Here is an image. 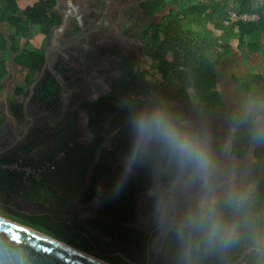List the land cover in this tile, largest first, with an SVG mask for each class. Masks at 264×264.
Masks as SVG:
<instances>
[{"label":"trees","instance_id":"obj_1","mask_svg":"<svg viewBox=\"0 0 264 264\" xmlns=\"http://www.w3.org/2000/svg\"><path fill=\"white\" fill-rule=\"evenodd\" d=\"M20 1L0 0V24L11 26L7 38L0 40V51L9 46L16 54L14 62L27 65L32 75L43 58L26 49L28 41L31 36L40 34L44 25H57L55 18L44 15L54 7L55 1L39 0L25 9L20 8ZM139 7L143 16L151 20L147 27L140 21L137 27L149 31L150 35L142 40L144 52L159 62V77L154 82L148 81L146 78L152 77V73L132 65L125 77L120 76L112 83L114 95L125 102L122 106L104 96L93 102H81L79 110L68 117L63 129L52 137L45 130L36 132L27 145L0 161V186L6 185V190L17 186L18 192L26 198H29V186L38 189V196L49 204L48 215L42 217L63 230L62 240H58L109 264H127L117 253L138 264H145L148 258L149 264H166L161 250L158 254L151 250L147 254L149 237L139 228L140 197L155 189L158 161L149 156L126 171L134 143L133 115L158 106L150 95L162 87H172L177 98L186 104L190 103L192 93L205 114H214L224 106L223 96L217 89L216 69L232 54L230 44L236 41V51L243 61H249L261 52L259 41L264 43V0H141ZM243 16L255 19L243 20ZM193 27L199 30L193 33ZM178 42L183 50L181 66L172 65L169 59H158V47L172 48ZM24 57L29 62L23 61ZM7 75L5 64H0V80ZM25 80L29 83L30 77ZM243 87L249 105L264 104V75L256 74L252 80L244 82ZM53 90L49 80L42 82L43 97ZM16 93V98L23 99L25 87H16ZM167 110L170 114L173 111L171 115L180 122L176 108ZM82 115L91 135L88 143L81 139ZM236 121L230 150L233 157L241 158L251 149L255 151V137L245 116L237 117ZM110 136L111 146H108ZM16 163L35 169L49 164L48 172L40 182L33 181L26 186L22 174L1 168ZM246 184L255 188L258 204H264V178L256 181L249 174ZM99 192L96 218L84 223L74 221L73 225L61 220L60 209L67 198L81 193L82 204L87 205ZM154 202L152 196L149 203ZM4 210L28 218L21 212L6 207Z\"/></svg>","mask_w":264,"mask_h":264},{"label":"clouds","instance_id":"obj_2","mask_svg":"<svg viewBox=\"0 0 264 264\" xmlns=\"http://www.w3.org/2000/svg\"><path fill=\"white\" fill-rule=\"evenodd\" d=\"M246 119L264 139V104ZM132 127L126 171L149 156L158 161L153 195L166 264H264V204L252 185L221 168L209 137L163 106L137 111Z\"/></svg>","mask_w":264,"mask_h":264},{"label":"flooded vegetation","instance_id":"obj_3","mask_svg":"<svg viewBox=\"0 0 264 264\" xmlns=\"http://www.w3.org/2000/svg\"><path fill=\"white\" fill-rule=\"evenodd\" d=\"M54 9L59 21L53 26L52 38L39 66L43 73L37 77L39 85L49 80L54 90L43 97L41 91L38 94L35 92L37 84L31 89L32 83L28 86V94L21 107V120L16 127L12 126L0 134V161L27 145L36 132L45 130L52 137L63 129L68 117L79 110L80 100L83 101L89 84L95 79L93 72L102 70L104 59L121 53L134 54L139 50L135 45V34L140 27H137L138 21L132 12L131 19L125 0H59ZM26 97L29 100L24 114ZM28 200L18 192L17 186L12 190H6V185L0 186L1 209L6 207L28 217L48 215L49 206L43 211L41 207L30 205ZM70 207L66 211L60 209L61 220L67 224L93 219L81 209V193L77 194L75 203H71ZM141 212L139 228L148 234L149 252L158 254L160 242L155 206L152 204Z\"/></svg>","mask_w":264,"mask_h":264},{"label":"rangeland","instance_id":"obj_4","mask_svg":"<svg viewBox=\"0 0 264 264\" xmlns=\"http://www.w3.org/2000/svg\"><path fill=\"white\" fill-rule=\"evenodd\" d=\"M141 0H125L127 7L129 9L130 17L131 12L133 17L139 22L142 23L145 27H147L151 20L147 17L143 16L142 11L139 7ZM48 14V13H47ZM132 19V17H131ZM140 24V23H138ZM211 27V26H210ZM212 28V27H211ZM144 27L139 29L135 34V45L139 47L137 53L134 54H126L121 53L116 57H108L107 61L105 59L102 61V67L106 68L102 69V74L99 75H108L105 79L96 80L89 84L88 90L86 91V95L83 97V101L80 102H93L99 96H105L109 99H114L113 101L118 106H122L125 102L121 101L119 98H114L115 96H111V86L113 81L123 76L125 77L128 72V68H130L133 63L135 64L136 68H145L149 70L153 78L151 76L147 77L148 81H155L158 76V61L150 60L143 52V43L142 40L145 36H149V31H144ZM197 27H193L191 32L198 31ZM191 38V35H188ZM39 43V40H37ZM236 41H233L230 44L233 52L230 56L224 59V62L220 64L218 68V73L220 72L221 80L223 79L222 87L228 89V86L236 87L237 90L234 89L230 90L231 93L227 96V103L224 108L217 111L213 116H207L200 104L194 101L192 104H186L180 101L174 93L173 88H169L168 95L170 97H165L166 93L165 90H160L158 92H154L150 95V99L154 101L158 106H163L166 109L176 108L179 111V121L180 123L190 127L192 130L211 135L215 139V144H217V156L219 158L218 163L223 170H232L234 171L237 176L246 183V180L250 173V168L252 164H255V156L253 158L252 155H247L241 161L236 162L233 157H230V140L231 137L237 127L238 121L235 120L236 117L246 116L249 112V109H255L253 106H249L244 101V98L247 99L246 92L241 88V84L245 81L253 79L256 72H260L264 74V43L259 41L261 52L259 55H254L253 58L249 61H243L238 52L236 50ZM136 51V50H135ZM156 55L158 59H169L171 60L172 65H179L182 64V57H183V50L182 45L178 42L177 44L173 45L172 48H168L166 46H160L156 49ZM211 59H215L214 56ZM171 66V65H170ZM178 66V67H179ZM233 76H232V75ZM114 75V76H113ZM94 78L98 77V75H93ZM232 76V78H231ZM32 78V76H31ZM93 78V79H94ZM95 78V79H96ZM98 79V78H97ZM239 84V85H237ZM245 94V97L241 96ZM233 95V96H232ZM43 96V95H42ZM192 96V94H191ZM236 100V101H235ZM173 115V111H171ZM246 118V117H245ZM208 120V121H207ZM81 124L85 123V119L81 121ZM209 123V124H208ZM208 124V125H207ZM204 126V127H203ZM85 127V124L84 126ZM86 130V129H85ZM84 131V130H83ZM83 134V132H82ZM229 140V142H228ZM49 141V139H48ZM259 142L255 140L254 148H258ZM135 165V164H134ZM253 175V174H252ZM154 190L148 191L140 197L141 203V210L149 208V200L153 195ZM155 205V204H154ZM0 215L6 217L8 219L17 221L21 224H24L28 227H32L35 230L43 232L49 236L62 240L63 230L61 228H57L54 226V223L50 222L49 220L45 221V217L41 218H33L28 217L27 219L24 218L22 215H13L11 213H7L5 210L1 209L0 207ZM65 237L67 235H64ZM67 238V237H66Z\"/></svg>","mask_w":264,"mask_h":264},{"label":"crops","instance_id":"obj_5","mask_svg":"<svg viewBox=\"0 0 264 264\" xmlns=\"http://www.w3.org/2000/svg\"><path fill=\"white\" fill-rule=\"evenodd\" d=\"M38 1L39 0H21L20 3H19V6H20L21 9H25V8H27L29 6L35 5L36 3H38ZM54 1H55V3H54L53 6L55 7V5L57 3H59V0H54ZM54 7H51L50 9L46 10L44 15H45L46 18H51V19L55 18V20L58 22L59 21V15L55 11ZM53 30L54 29H53L52 26L44 25L42 27V31H41L40 34H36V35H33V36L30 37V40L28 41V46H27L26 49L28 51L37 53L39 56L41 55L42 58H43L44 50H45V48L49 44V41L52 38ZM10 31H11V26L9 24H5V23L4 24H0V40H3L5 38H7L8 34L10 33ZM37 40H39V43H37ZM142 52L151 60V58L144 52V44H143ZM15 55L16 54H13L10 51L9 46L6 48V50L0 51V64H2V63L5 64V70L8 73L7 78H3V80H0V119H1L0 134H4L5 131L10 130L12 126L16 127L17 124L19 123V120H21L20 117H21V107H22L23 99H24L25 96H27V94H28V86L33 82L34 75H35V72L32 75L30 74L31 72H30V69L28 68L27 65H23V64H19V63L16 64L14 62V56ZM111 57H116V56L111 55ZM224 59L221 61V63L224 62ZM22 60L29 62V59L26 58V57H24ZM105 61H107V59H105ZM220 64H219V66H220ZM133 65L135 66L134 63H133ZM219 66L216 69L217 89L219 90V92L223 96L224 106L219 108L218 110H216L215 113L217 111H219L220 109L225 107V105L227 103V101H226L227 100V96L231 93L230 90H233V91H234V89L237 90L236 87L228 86V89L222 87V83L221 82H223V79L221 80L219 78V77H221V75H220L221 73L220 72L218 73ZM65 68H67V67H64L63 69H65ZM38 69L40 70V68H38ZM67 69H69V68H67ZM102 69H104V68L102 67ZM91 71L93 72V70H91ZM101 72H102L101 68L98 69V70L96 69V71L93 72V75H98V77H97L98 79L95 77L96 79H94V81L105 79L108 75H112V74H106L104 76L99 75V74H102ZM256 74L264 75L263 72L262 73L256 72L255 75ZM30 75L32 76V78H31ZM232 76H231V78H232ZM29 77H30V82L27 83L25 79L29 78ZM152 78H153V76H152ZM76 80H79V79L77 78ZM248 81H250V80H248ZM152 82H154V81H152ZM243 83L241 84V88L244 90ZM237 85H239V84H237ZM19 86L21 88L25 87V93L23 95V99L22 98H16V94H17L16 93V87H19ZM169 88L170 87H167V88L162 87L159 90H157L156 92H158L160 90H165L164 91V93H166L165 97L168 98L170 96L168 95L169 93L166 90L169 89ZM111 90H112V86H111ZM111 93H112L111 96H115L112 91H111ZM191 94L192 93H190V96H191ZM241 96L245 97L244 92H243V94ZM116 97L117 96H115L114 98H116ZM245 98H244V101H246V104H248V101H247L248 98L247 99H245ZM109 100L113 101L114 99L113 100L109 99ZM180 101H182V100H180ZM194 101H196V99L194 98V96L192 94L191 101H190V103H187V104H192ZM197 103H199V102H197ZM261 104L262 103H260V104H252V105L248 104V105L252 106V107L254 106L256 108L257 106H259ZM203 110H204V108H203ZM214 114H210V115L206 114V117L207 116L211 117ZM81 118H82L81 121L84 120L85 119V115H82ZM236 119H237V117L235 118V120ZM84 124L83 123L81 124V122H80V128L82 130L81 132H83L81 139L83 141H85L86 143H88L90 141V139H91V135H90V132L86 129V125H85V127H83ZM206 135L209 137L213 153L215 155V158L218 161L219 158L217 156V151H216V149L218 147H217V144H215V139L213 137H211V135H208V134H206ZM111 137L112 136L109 137V142L107 144L108 146H111V143H110ZM255 140L257 142H259V144H260L258 146V148L255 149V151L251 149L249 151V153L247 152L246 155L241 157V158L233 157L231 155V150L229 151V155H230V157H233V159L236 162H238V161H241L242 159H244L247 155H252L251 153H253L252 156H253V158L255 156V164H252V166L250 168V170H251L250 173L252 172L251 175L253 174L252 175L253 179L258 181V180L264 178V139L255 138ZM228 142H229V140H228ZM27 191L29 192V198H28L29 200H28V202L30 203V205H36L37 207H41L43 211L48 210L49 204L44 202L38 196V193H37V191H39L38 189L34 190V188L32 186H29ZM11 193L13 194V191H11ZM76 196H73L71 198L70 197L67 198V200L65 201L64 205L62 206V209H64V211H66V210L71 208L70 204L71 203H75ZM100 197H101V192H99L98 196L90 204H87V205H83L82 204V200H81V209H84L87 212L86 214H89L91 218H96V216H97V213H98L97 211H98V207H99ZM81 199H82V195H81ZM148 204L150 205L149 202H148ZM154 204H155V202L153 203V206H155ZM140 205H141V203H140ZM149 207H151V205ZM140 214H142L141 210H140ZM140 218H141V216H140Z\"/></svg>","mask_w":264,"mask_h":264},{"label":"water","instance_id":"obj_6","mask_svg":"<svg viewBox=\"0 0 264 264\" xmlns=\"http://www.w3.org/2000/svg\"><path fill=\"white\" fill-rule=\"evenodd\" d=\"M37 69L30 89L37 84L36 93L40 92ZM29 98L26 97L25 107ZM149 244V243H148ZM149 253V249L147 254ZM127 264L131 262L121 253H117ZM109 264L88 253L76 249L65 242L17 221L0 216V264ZM145 264H149V258ZM235 264H239L236 261Z\"/></svg>","mask_w":264,"mask_h":264},{"label":"built area","instance_id":"obj_7","mask_svg":"<svg viewBox=\"0 0 264 264\" xmlns=\"http://www.w3.org/2000/svg\"><path fill=\"white\" fill-rule=\"evenodd\" d=\"M233 19H236V16H232ZM243 20H253L254 16H243ZM3 171L15 172L23 175V182L26 186L30 185L32 181H39L43 174L46 172L48 165H43L42 167L35 169L30 166L21 167L20 164H12V165H3Z\"/></svg>","mask_w":264,"mask_h":264},{"label":"bare ground","instance_id":"obj_8","mask_svg":"<svg viewBox=\"0 0 264 264\" xmlns=\"http://www.w3.org/2000/svg\"><path fill=\"white\" fill-rule=\"evenodd\" d=\"M102 264H104V263H102Z\"/></svg>","mask_w":264,"mask_h":264}]
</instances>
